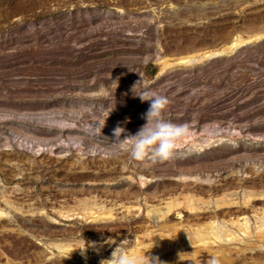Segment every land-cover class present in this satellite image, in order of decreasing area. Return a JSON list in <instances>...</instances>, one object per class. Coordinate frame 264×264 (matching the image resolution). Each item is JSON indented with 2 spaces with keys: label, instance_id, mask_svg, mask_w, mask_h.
I'll return each mask as SVG.
<instances>
[{
  "label": "rangeland",
  "instance_id": "obj_1",
  "mask_svg": "<svg viewBox=\"0 0 264 264\" xmlns=\"http://www.w3.org/2000/svg\"><path fill=\"white\" fill-rule=\"evenodd\" d=\"M258 33L264 0H0V264H101L117 246L139 247L138 261L224 264L196 245L149 250L176 227L187 238L188 225L252 216L264 201L199 220L181 208L162 231L147 211L185 194L264 191V39L193 67L159 62ZM143 91L189 125L169 161L108 155L117 127L124 139L144 125ZM254 236L221 245L225 264H264Z\"/></svg>",
  "mask_w": 264,
  "mask_h": 264
},
{
  "label": "bare ground",
  "instance_id": "obj_2",
  "mask_svg": "<svg viewBox=\"0 0 264 264\" xmlns=\"http://www.w3.org/2000/svg\"><path fill=\"white\" fill-rule=\"evenodd\" d=\"M264 39V33H258L252 36H249L247 39L244 40H237L236 42H233L227 46H223L219 49L215 50H205V51H198L194 52L188 55L179 56L175 59H161V72L166 71L171 68H188L193 67L195 65H200L204 62L210 61L212 59H216L222 56L227 55L230 50H232L234 47H240L243 44H249V43H255L258 41H261ZM222 139H218L217 142H222ZM209 146L210 142L202 144H197L193 146L194 151H201L202 148L205 146ZM248 176L243 175L241 176L239 181H242L243 179H247ZM140 180L142 181H148L147 178L140 177ZM181 180L185 182H192L194 184H201L205 183L210 185V183H213V180L210 178H202L199 176H188V177H182ZM3 192V190L0 189V194ZM252 201H264V191H251L244 189L242 191H232L229 193H224L221 197L213 198H203L200 196H196L194 194H185L181 197H175L168 199L163 205L161 206H154L151 208H148L147 214L150 217H156L161 225L159 224V230L162 231L168 227L166 224V218L171 216L172 213H176L179 209H185L187 213L190 214V217H194L195 219L199 220L200 215L204 214V211H208L213 209V213L217 214L218 212H222L223 210H226L224 212H228L232 209H238L243 208L247 209L250 207L252 208ZM6 202V201H5ZM6 205L11 206L8 202H6ZM14 211H19V209L11 207ZM110 211V210H109ZM178 212V211H177ZM252 216H238L230 218L228 221L219 220L216 217L211 218L214 221H207L204 223H195L188 225L186 228V232L188 231V237L182 236V233L180 232V228H175L173 230V234L166 235L164 238H156L154 247V250H149V252H155V253H163L169 249H179L183 246H201L203 247L208 254H212L215 257L222 255V259L219 261H223L227 263L229 261L228 258L225 257L227 255L225 252V249L221 247V245H234L236 242H242L243 244L246 243L245 239L248 237L249 239H252L254 236V233L256 234L255 240L260 242L261 238L264 237V228H262V220L260 218L261 215L264 214L263 208H258L255 211L252 212ZM92 214V213H91ZM95 214V213H94ZM178 215V214H177ZM100 216V215H99ZM178 216H181L179 214ZM0 217H9L8 213L4 212L0 209ZM251 217L254 218V221L256 223L255 226H252L251 224ZM264 217V215H263ZM186 234V233H185ZM254 242V240H251ZM250 240L248 241V245H250ZM56 246V245H54ZM219 246V247H218ZM253 246V244H252ZM216 247L217 249H214ZM254 247L257 249L261 248V245H255ZM57 249H63L65 251H70L71 248L66 247L65 245H57ZM138 249L131 251L130 257L135 258L137 261L138 259H142L143 256L140 255ZM198 252V251H197ZM197 253L194 252L193 256H195ZM151 255V254H150ZM180 255V254H179ZM178 255V256H179ZM181 256V255H180ZM172 257H177V254H173ZM111 259V258H110ZM222 263V262H221Z\"/></svg>",
  "mask_w": 264,
  "mask_h": 264
},
{
  "label": "clouds",
  "instance_id": "obj_3",
  "mask_svg": "<svg viewBox=\"0 0 264 264\" xmlns=\"http://www.w3.org/2000/svg\"><path fill=\"white\" fill-rule=\"evenodd\" d=\"M139 83V82H138ZM141 102H149V108L144 114L145 123L135 134H124V129L117 127L115 139L109 151V156L121 154L140 162H165L175 155L178 141L190 135L188 124H175L167 116L170 101L164 95L155 91H143L137 95ZM101 264H160L156 258H144L137 261L130 257L126 250L116 247L111 259L101 261Z\"/></svg>",
  "mask_w": 264,
  "mask_h": 264
}]
</instances>
